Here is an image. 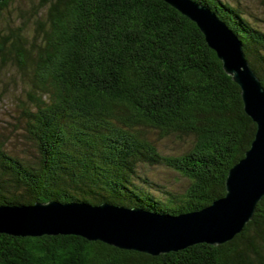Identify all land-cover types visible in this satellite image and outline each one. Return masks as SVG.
I'll return each instance as SVG.
<instances>
[{
  "label": "trees",
  "instance_id": "obj_1",
  "mask_svg": "<svg viewBox=\"0 0 264 264\" xmlns=\"http://www.w3.org/2000/svg\"><path fill=\"white\" fill-rule=\"evenodd\" d=\"M196 1L238 34L264 85V30L239 4ZM19 13L0 35V75L13 67L22 84L23 134L36 155L0 142V205L109 202L175 215L226 194L257 124L194 21L164 0H40ZM154 131L179 147L163 152ZM155 166L188 179L185 191L149 177ZM0 264H264V197L217 246L151 255L73 234L0 233Z\"/></svg>",
  "mask_w": 264,
  "mask_h": 264
},
{
  "label": "water",
  "instance_id": "obj_2",
  "mask_svg": "<svg viewBox=\"0 0 264 264\" xmlns=\"http://www.w3.org/2000/svg\"><path fill=\"white\" fill-rule=\"evenodd\" d=\"M164 1L199 26L226 73L241 87L244 110L257 124L249 149L228 171L226 194L204 208L175 215L109 202L52 200L0 205V233L73 234L159 255L204 242L220 245L253 219L264 197V85L251 67L238 34L210 7L196 0Z\"/></svg>",
  "mask_w": 264,
  "mask_h": 264
},
{
  "label": "rangeland",
  "instance_id": "obj_3",
  "mask_svg": "<svg viewBox=\"0 0 264 264\" xmlns=\"http://www.w3.org/2000/svg\"><path fill=\"white\" fill-rule=\"evenodd\" d=\"M40 0H11L9 7L3 11L0 19V35L5 34L8 25L15 27L20 12L28 15ZM231 3L239 4L248 13V18L252 23L264 30V1L262 0H227ZM19 13V14H20ZM13 21V22H11ZM9 29V27H8ZM0 75V142L5 149L13 155H18L26 159L34 158L36 150L30 140L24 137L23 123L19 102L24 96V89L20 80L17 78L14 68L7 69ZM151 137L156 140L159 148L166 153L174 152L180 143L174 138L162 139L160 133L154 131ZM149 177L172 187L177 191H185L189 180L179 173L164 166L146 168ZM156 195L159 193L154 191Z\"/></svg>",
  "mask_w": 264,
  "mask_h": 264
}]
</instances>
